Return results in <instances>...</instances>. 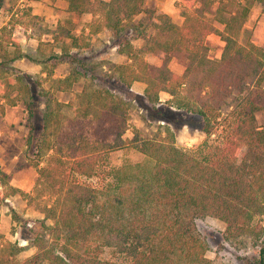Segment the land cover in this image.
Returning <instances> with one entry per match:
<instances>
[{"label":"trees","instance_id":"trees-1","mask_svg":"<svg viewBox=\"0 0 264 264\" xmlns=\"http://www.w3.org/2000/svg\"><path fill=\"white\" fill-rule=\"evenodd\" d=\"M147 1L153 0L68 4L72 12L92 15V32L120 34L130 27L131 36L123 32L116 44L126 56L115 67L120 86L132 96V84L144 83L140 95L152 106L165 93L169 109L201 119L204 139L187 148L173 132L146 134L130 122L128 102L109 87L90 83L75 101H59L41 79L11 65L27 55L5 32L14 48L0 60V99L23 106L37 177L26 192L1 175L0 202L19 194L40 215L15 231L33 249L26 257H19L22 245L0 233V264H214L206 256V242L193 233L195 219L204 217L225 223L226 240L247 237L259 244L244 264H264V124L256 119L257 112L264 114V49L238 40L254 0L219 4L215 12L226 13L219 19L222 28L208 17L214 0H184L180 24L146 7ZM33 30L62 43L59 52L39 60L45 79L58 63H78L66 77L54 79V88L68 90L81 69L86 74L87 68H97L84 67L79 52L70 51L89 49L86 35H74L61 24L51 29L36 23ZM211 33L224 42L219 58L209 56L204 42ZM131 39H140V46ZM148 55L161 63L149 62ZM172 58L183 64L181 73L169 67ZM96 76L91 70L89 77ZM120 149H132L145 160L88 182L107 154ZM105 248L122 259L103 257Z\"/></svg>","mask_w":264,"mask_h":264},{"label":"rangeland","instance_id":"rangeland-1","mask_svg":"<svg viewBox=\"0 0 264 264\" xmlns=\"http://www.w3.org/2000/svg\"><path fill=\"white\" fill-rule=\"evenodd\" d=\"M33 0H0V26L3 21L9 22V28L11 22L17 21L21 27L14 28L11 32L16 35L24 33V27L30 23V15L32 9ZM53 2V3H52ZM50 6L54 7V0H52ZM220 2V3H219ZM181 0H153L147 3L146 6L153 7L157 10L163 8L168 11L171 19L176 22H181V15L178 9H180ZM228 0H214L212 4V12L208 15L210 19L217 22L219 25L221 22L219 19L225 17L223 14H217V6L226 5ZM143 13L137 16L136 19H140ZM63 23L68 28H72L76 25L77 18L71 15H62L60 17ZM128 26V25H127ZM18 31V32H17ZM123 32L127 33V36H131V28L128 27L122 30L120 34H114L107 31V40L103 37H96L91 41V49L86 51H79L77 57L85 60L86 65L84 67L95 66L97 68H91L96 73V78H90V69L87 68L86 74H82L84 70L81 69L80 78L73 83L69 90L54 91L50 86L51 81L47 80L42 83L44 88L49 93L62 101H75L76 95L80 93L82 88L87 84L98 85L102 88H110V90L124 98L129 104L130 122L133 125H137L146 134H160L163 135L167 131L173 132L176 142L183 147L191 148L194 145L199 144L205 137L204 133L200 130L201 119L197 116L190 115L185 112H174L167 107L166 99L168 95L161 94V98L153 106L146 102V100L138 94L133 92L132 96L120 86L117 81L116 65L125 61V54L120 55L116 49L119 50V46L116 45L122 40ZM25 34V33H24ZM218 39V38H217ZM251 39V31L249 28L241 30L238 40L240 42H246ZM51 40L45 37L42 42H38V50H44L49 53L51 49H54L58 44L50 43ZM107 41V42H106ZM134 46H138L141 43L140 39H131ZM110 44H115L116 48L111 49ZM205 44L208 46V54L210 57L217 58L221 55L223 47L220 46L219 40H208ZM33 45H35L33 43ZM29 45L30 54L37 55L35 51L36 46ZM5 46V47H3ZM4 48H8L4 35L0 33V53ZM12 49V48H11ZM149 61L153 64L160 63L158 57H151ZM12 64V62H11ZM16 64V63H15ZM13 65V64H12ZM18 66V64H16ZM169 67L174 72H181L183 64L175 58L170 59L168 63ZM73 67L78 68V63L73 64ZM31 72L36 71L37 68L30 66ZM58 73H61L58 70ZM97 87V86H96ZM49 88V89H48ZM159 111H161L159 113ZM257 122L260 125L264 124V114L262 112L256 113ZM29 124L30 121L26 120V116L23 112V106L17 104L15 106L8 105L0 99V177L5 176L6 181L20 190L30 192L32 186L37 177L36 167L32 164L34 160V149L27 142L29 137ZM145 158L142 154L132 149H120L115 150L107 154L106 158L99 164L97 174L88 179L90 183H98L99 179L106 177L107 172L110 169L117 168L125 163L142 162ZM42 161L40 163L43 164ZM1 214L8 215L10 218L3 220V227L6 229V239L18 242L24 249L19 254L20 258L26 257L33 252L32 247L26 244H22L19 241L18 235L15 233L20 230V227L27 223L29 220L33 222L40 214L34 208L33 205H28L26 200L19 194L10 196L0 202V216ZM26 227H30L27 226ZM225 229V223L219 219L213 217L197 218L194 221L193 233L202 238L207 244L206 256L214 260V264H244L250 256L255 255L259 244H254L249 238H241L237 240H226L223 237V230ZM102 256L105 258H117L122 259L121 256H113L111 250L104 249ZM248 264V263H247Z\"/></svg>","mask_w":264,"mask_h":264},{"label":"crops","instance_id":"crops-1","mask_svg":"<svg viewBox=\"0 0 264 264\" xmlns=\"http://www.w3.org/2000/svg\"><path fill=\"white\" fill-rule=\"evenodd\" d=\"M51 2H52V0H33L32 1L33 7L31 9V12L28 13L29 15L31 14L30 15V23H29V25L24 27L23 32L25 34L21 32V34L18 33L16 35L15 33L11 32L12 29H10V28L12 26L14 28H16V30H18L17 27H21L20 24L17 23V21L11 22L10 28H9V22L8 21H3L1 23L0 33L4 35V40L6 41L8 48H4L3 52L0 53V60L2 59V57L4 58V57L11 56L13 48H14V46L11 45L7 41L6 35L4 34L6 32V33H9L12 38L16 39L20 43L22 50L27 55L26 57L19 58V59L12 61L13 65L12 64L11 65L15 66L16 68L20 69L22 72H25V73L33 76V77H38L39 79L42 80V83L46 82L47 80L48 81L50 80L51 81L50 86L53 88L52 90L62 92L64 90H59L57 88H54L52 86V83H53L54 79H56V78L66 77L71 72L70 70L72 69V64L68 63V62H61V63L56 64L54 66L53 76L45 79V73L42 72V70H41L42 65L39 63V60L41 58H43L45 55H48L51 51L59 52L60 46L62 43L60 41H55L53 38V35L51 33H42L41 35H36V33L33 30L34 24L40 23V24L45 25L51 29H54L57 26V24H61L64 27H66L74 35H86L90 39V44H89L90 48L85 49V50H80V51L90 50L91 49V41H93L94 38H96V37H103L104 39L107 40L106 33H107V31L111 33V31L108 29H102V30H99L98 32H92V28H93L92 15L89 13H76V12L70 11L68 0H54V7L50 6V4L53 3V2L52 3ZM148 2H150V1H147L145 3V6L147 5ZM183 3H184V0H181L180 9H178L179 12L181 10ZM146 7H149V6H146ZM159 10H162L168 14V11L166 9L161 8ZM62 15H71L72 17L77 18L76 25L72 28H68L67 26L62 24L63 20L60 19V17ZM34 17H38V18L35 19ZM182 20H183V18L181 16V22H182ZM180 23H178V24H180ZM214 24L219 28H222V26H223L222 23L219 25L215 21H214ZM4 27H5V30L2 31V28H4ZM245 28H249V30L251 31V39L250 40L253 43L261 46L264 49V5L261 1H258V0L252 1L250 9H249L247 17H246V20H245L241 30H244ZM45 37H47V38H49V40H51L50 43L58 44L56 47H54V49H51L49 51V53H46V51H44V50H38L37 49L38 45L42 42L43 38H45ZM205 39H206V42L208 40H211V41L219 40L220 46L223 47V45H224V42L220 39V37L216 34H213V33L207 35ZM37 42L38 43L40 42V43L38 44ZM33 43L35 45H33ZM28 44L36 46L35 51L37 52V55L30 54V49H29ZM138 46H140V45H138ZM3 47H5V46H3ZM109 48L114 49V48H116V45L110 44ZM116 50L120 55L123 56V53H121L118 49H116ZM70 51H71V53L79 52V50H76V49H71ZM152 56L156 57L154 55H148L147 59L149 60V58H151ZM219 57H220V55L217 56V58H219ZM211 58H213V57H211ZM125 61H126V59H125ZM125 61H123V62H125ZM123 62H121V63H123ZM15 63L18 64V66ZM160 63H161V60H160ZM160 63L155 64V65H159ZM30 66H34V68L38 67V69H36V71H33V72H31L29 69H25V68H30ZM58 70L61 73H58ZM182 71H183V69L181 70V72ZM181 72H179V73H181ZM79 78H80V74H78L77 80ZM76 81H74L73 83H75ZM144 86L145 85L142 82H134L130 89L133 92H138V94H142ZM263 86H264V82H263ZM1 100L4 101L3 99H1ZM62 102H64V101H62ZM66 102H68V101H65V103ZM5 218H10V216L8 217V215L1 214V216H0V233L7 236L6 229L3 227V220ZM22 244H26L25 241H23Z\"/></svg>","mask_w":264,"mask_h":264}]
</instances>
